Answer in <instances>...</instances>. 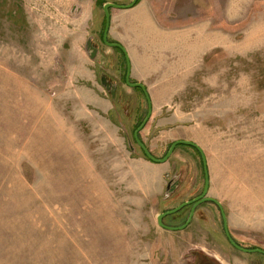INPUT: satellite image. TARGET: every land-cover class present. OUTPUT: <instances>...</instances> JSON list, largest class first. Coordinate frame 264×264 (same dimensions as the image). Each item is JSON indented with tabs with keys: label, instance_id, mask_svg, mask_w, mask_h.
I'll list each match as a JSON object with an SVG mask.
<instances>
[{
	"label": "rangeland",
	"instance_id": "374dc122",
	"mask_svg": "<svg viewBox=\"0 0 264 264\" xmlns=\"http://www.w3.org/2000/svg\"><path fill=\"white\" fill-rule=\"evenodd\" d=\"M95 1L0 0V264H248L213 204L184 231L156 224L200 194L201 158L179 145L155 164L133 141L147 102L102 43ZM108 41L146 88L139 138L151 155L196 144L232 237L264 248V0H140L112 10Z\"/></svg>",
	"mask_w": 264,
	"mask_h": 264
},
{
	"label": "water",
	"instance_id": "95a60500",
	"mask_svg": "<svg viewBox=\"0 0 264 264\" xmlns=\"http://www.w3.org/2000/svg\"><path fill=\"white\" fill-rule=\"evenodd\" d=\"M137 2H138V0H132V2L129 5L121 6V7L117 6V5H114V4H109V3L105 4L103 6V10H104V14H105V26H104V33H103V36H102V42H103V44L105 46H107L109 48H113V49L119 50L124 56V59H125V62H126L125 83L130 88L140 89L142 91V93L144 94V97H145L146 102H147V106H148L147 114H146L141 126L137 129V131L134 134L135 143L140 148V150L142 151L144 156L150 162L155 163V164H164L165 162H167V160L171 157V155L173 154V152L176 149V147L179 146V145L192 147L195 150H197V152L200 155V158H201V161H202V166H203V172H204V189H203L202 195L199 198H197V199H195L193 201H189V202H186V203L178 206L174 210L167 211L165 213L159 214L156 217L157 225L159 227L163 228V229L168 230V231H182L189 225V223L191 222V220L193 218L195 209L200 204L205 203V202H212L219 208V210L221 212V216H222V220H223V227H224L225 234H226V237L228 238L229 242L235 248H237V249H239L241 251H244L243 249L237 247L236 244L230 239V236H229V233H228V230H227L226 217H225V215L223 213L221 204L219 202H217L216 200H213V199H210V198L206 197L207 193H208V189H209V177H208L206 160H205V157H204L201 149L196 144H194L192 142H189V141H177V142H174V143L171 144V146L169 147L166 155L162 159H156V158H154L151 155L149 150L145 147V145L137 137L138 133L143 129V127L146 125V123L150 119V116H151V113H152L151 102H150L149 96L147 94L146 88L142 84H140V83H131L130 82V60H129V56H128L126 50L120 44L110 43V42L107 41L108 32H109V28H110V15H109V12H108L109 8H113V9H117V10H128V9L134 8L136 6ZM85 51H86V53L88 54V56H89V58L91 60H94L97 57V55H98V49L93 45V42H92L91 39L87 40V42L85 44ZM100 84L103 86V88L106 90V92L110 93L111 99H114L115 95H116V91H117V86L115 84H113V83H110L109 80L104 75L100 76ZM174 183H175L174 181H170L168 183V185L166 187V192H165L166 197L168 196L169 191H170L171 187L174 185ZM192 204H193V207L191 208V211H190V214L188 216V219H187L186 223L183 226L178 227V228H170V227H165L163 225L162 220L165 217L174 215L177 212H179L181 209H183L184 207L192 205ZM244 252H247V251H244ZM255 252L261 253V251H259V250L255 251Z\"/></svg>",
	"mask_w": 264,
	"mask_h": 264
},
{
	"label": "flooded vegetation",
	"instance_id": "af4514ba",
	"mask_svg": "<svg viewBox=\"0 0 264 264\" xmlns=\"http://www.w3.org/2000/svg\"><path fill=\"white\" fill-rule=\"evenodd\" d=\"M110 1H111V2H108V1L106 0V1H103V2H102V0H96V1H95V4L101 2V3H100V6H101V9H102V12L104 11V10H103V6H104L105 4H107V3H109V4H114V5H117V6H120V7L122 6V5H120V4H121L120 1H114V0H110ZM112 10H117V9L109 8L108 12H109V15H110V16H111V12H112ZM104 19H105V17H104ZM101 40H102V39H101ZM107 41H108V38H107ZM108 42H109V41H108ZM102 43H103V42H102ZM110 43H111V42H110ZM124 84H125V82H124ZM139 90H140V89H139ZM140 91H141V90H140ZM141 92H142V91H141ZM142 94H143V93H142ZM143 95H144V94H143ZM146 114H147V112H146ZM145 116H146V115H145ZM144 118H145V117H144ZM143 120H144V119H143ZM143 120H142V121H138V122L136 121V122L133 124V126H132V139H133L134 142H135V140H134V134H135V132L137 131V129L141 126ZM140 132H141V131H140ZM140 132H139V133H140ZM139 133H138L137 137H138V139L140 140V138H139ZM140 141H141V140H140ZM141 142H142V141H141ZM175 187H176V185L174 184V185L171 187V189H170L168 195L174 193ZM203 189H204V187H203ZM203 189H202V191L200 192V194H198L197 196L192 197L191 199H189V200H187V201H184V202L180 203L178 206H180V205H182V204H184V203H186V202L193 201V200L199 198V197L202 195V193H203ZM206 197H207V196H206ZM207 203H208V204H213V205L215 206V208L218 210V212H219V214H220L221 226H222V228H221V233L224 235V238L226 239V242L228 243V245L230 246V248H231L232 250H234L235 252L239 253L240 255H244V256H246V257H247V263H248V264H264V248H259V247H257V246H242V245H240L239 242H238L237 240H235V239L232 237V234H231V232H229V230H228V225H227V230H228V233H229L230 239L236 244L237 247H239V248H241V249H243L244 251H247V252L241 251V250H239V249H237V248H235L234 246L231 245V243L229 242V240H228V238L226 237V234H225V230H224V227H223V220H222V216H221V212H220L219 208H218L214 203H212V202H205V204H207ZM203 204H204V203H203ZM178 206H176V208H177ZM200 206H201V204L195 209V211H194V215H193V218H194V216H195V214H196V212H197V210L199 209ZM192 207H193V204L184 207L183 209H181L179 212H177V213L174 214V215H171V216L165 217V218L162 220L163 225H164L165 227H170V228H178V227L183 226V225L186 223L187 219H188V216H189V214H190V211H191V208H192ZM174 209H175V208H174ZM174 209H173V210H174ZM163 213H165V212H163ZM180 214H181V215H180ZM179 215L181 216L180 219H178V218H179ZM166 218H174V219H178V222L170 223V222H168V221L166 220ZM193 218H192L191 222L189 223V225H188L184 230H186V229H188V228L190 227V225L192 224ZM156 224H157V222H156ZM162 229H163V228H162ZM163 230L168 231V230H166V229H163ZM184 230H182V231H184ZM168 232H181V231H168ZM258 250L261 251V253H259V252H255V251H258ZM256 255L260 256L259 259L256 257ZM214 260H215L216 262L213 261L212 259L208 258V256H204V257L201 256L200 260H199V258H195V262H194L193 264H223V263L220 262L218 259H215V258H214Z\"/></svg>",
	"mask_w": 264,
	"mask_h": 264
},
{
	"label": "trees",
	"instance_id": "16d2710c",
	"mask_svg": "<svg viewBox=\"0 0 264 264\" xmlns=\"http://www.w3.org/2000/svg\"><path fill=\"white\" fill-rule=\"evenodd\" d=\"M140 2V0H138V2H137V4ZM13 13H10V16L12 15ZM104 26H105V19H104V21H103V28H102V30H101V32H100V36H101V39H102V36H103V33H104ZM117 50V49H116ZM119 51V50H118ZM120 52V51H119ZM122 54V53H121ZM123 55V54H122ZM124 57V56H123ZM125 67H126V64H125ZM125 74H126V71L124 72V75H123V80L125 81ZM171 146V145H170ZM169 146V147H170ZM169 149V148H168ZM168 149H167V151H168ZM167 151H166V153H167ZM166 153H165V155H166ZM144 155V154H143ZM164 155V156H165ZM202 162V161H201Z\"/></svg>",
	"mask_w": 264,
	"mask_h": 264
},
{
	"label": "crops",
	"instance_id": "0c3cea01",
	"mask_svg": "<svg viewBox=\"0 0 264 264\" xmlns=\"http://www.w3.org/2000/svg\"><path fill=\"white\" fill-rule=\"evenodd\" d=\"M130 65H131V64H130ZM177 141H187V140H174L173 143H174V142H177ZM189 142H190V141H189Z\"/></svg>",
	"mask_w": 264,
	"mask_h": 264
}]
</instances>
